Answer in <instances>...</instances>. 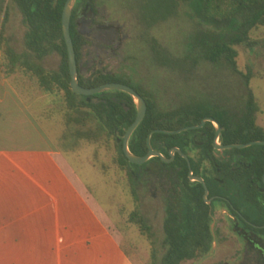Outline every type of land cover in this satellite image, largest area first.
<instances>
[{"label": "trees", "instance_id": "16d2710c", "mask_svg": "<svg viewBox=\"0 0 264 264\" xmlns=\"http://www.w3.org/2000/svg\"><path fill=\"white\" fill-rule=\"evenodd\" d=\"M14 1L27 26L26 48L37 61L17 54L2 39V32L0 44H3V53L10 67L20 65L51 96H54L56 89L64 93L58 108L63 114L64 123L59 150L77 153L86 144L114 143L119 164L128 171L130 190L137 202V179L141 175L134 168L154 165L173 185V192L165 199L162 245L165 253L161 264L197 261L211 253L218 236V231L215 236L212 232L216 203L231 217V231L245 243L249 253L259 256V264H264V146L220 152L215 148L217 129L211 122L200 130L178 135H152L154 150L165 158L171 159V151L175 148L188 156L194 175L204 179L209 189V199H214L211 206L204 200V186L190 180L188 162L180 154H176L170 164L160 158H153L143 166L131 164L124 154L123 142L137 118L134 99L123 92L87 97L72 91L68 48L62 24L68 0ZM96 1L78 0L73 11L71 36L78 63L85 40L78 31L77 11L81 7L95 8ZM182 5L191 11L199 27L187 40L189 51L185 54V63L191 71L203 65L227 66L231 75L240 78V94L230 90L227 97H208L164 109L155 98L146 97L132 87L123 75L99 74L86 78L79 73L80 85L97 88L105 84H123L145 99L148 106L146 118L129 143L131 153L139 157L149 153L148 137L152 132H175L200 126L206 118H212L221 125L219 142L222 146L264 142V128L258 125L261 108L251 88L252 74L243 73L237 62V47L250 45L252 32L264 28V0H139L133 11L144 28L151 30L177 17ZM4 13L3 24L7 20L8 7ZM153 51L160 57L162 47L156 41ZM53 53L60 56L61 63L58 70L49 71L40 62ZM94 161L103 170L107 168L96 151ZM129 223L138 227L141 235L151 243L154 242L152 227L140 209L130 214ZM152 260L153 264L158 263L156 250L152 253Z\"/></svg>", "mask_w": 264, "mask_h": 264}, {"label": "rangeland", "instance_id": "374dc122", "mask_svg": "<svg viewBox=\"0 0 264 264\" xmlns=\"http://www.w3.org/2000/svg\"><path fill=\"white\" fill-rule=\"evenodd\" d=\"M2 1V2H1ZM101 1V2H100ZM139 0H97L104 5L106 15L117 21L129 35L121 51V70L130 85L140 90L146 97L155 98L158 105L164 109H173L190 101H202L208 97L219 98L228 92H242L240 78L231 75L227 66L214 67L203 65L195 70L185 63V54L189 51L187 40L199 29L197 21L191 11L182 5L179 15L168 22L157 25L146 34L140 28L135 12ZM8 7L5 24L0 20L2 39L19 55H27L33 61L37 58L28 53L25 45L27 26L14 0H0L1 7ZM3 7V8H4ZM156 41L162 47L158 57L153 51ZM239 69L243 73L252 74L251 88L260 104L261 112L258 125L264 128V28L252 32L251 44L237 47ZM6 61V62H5ZM41 65L49 70H58L61 58L53 53L46 57ZM5 64V65H4ZM9 64L0 44V72ZM6 70V69H5ZM27 82L22 84L23 90L40 92V86L35 77L26 73ZM83 76L90 75L83 72ZM64 93L56 89L54 96L49 94V124H23L19 129L22 134V144L35 147L40 143V136H49V150L58 145L59 138L64 132L63 114L58 110ZM55 99L53 103L52 100ZM34 113L36 109H33ZM48 129V131H45ZM98 152L99 159L106 165L103 170L94 161V152ZM68 154L71 164L77 170L81 182L98 201L102 208L117 223V228L123 234V246L137 264H153L152 253L156 250L158 263L165 253L163 249V223L165 218V199L173 192L170 180L163 177L154 166L134 168L141 176L137 179L138 202L132 195L129 185L128 171L119 164V154L114 143L86 144L77 153ZM150 168V171H149ZM136 209L147 217L154 233L151 243L141 235L138 227L129 223V216ZM215 232L218 231L216 244L211 253L197 261L183 264H259V256L249 253L245 243L240 240L230 228L231 217L228 212L215 204ZM42 256H38L37 263L41 264Z\"/></svg>", "mask_w": 264, "mask_h": 264}, {"label": "crops", "instance_id": "0c3cea01", "mask_svg": "<svg viewBox=\"0 0 264 264\" xmlns=\"http://www.w3.org/2000/svg\"><path fill=\"white\" fill-rule=\"evenodd\" d=\"M5 69L0 72V264H38V256L41 264H137L68 154L58 145L49 150L47 132L35 147L22 144L23 124H49V94L41 88L24 91L29 78L20 65Z\"/></svg>", "mask_w": 264, "mask_h": 264}, {"label": "water", "instance_id": "95a60500", "mask_svg": "<svg viewBox=\"0 0 264 264\" xmlns=\"http://www.w3.org/2000/svg\"><path fill=\"white\" fill-rule=\"evenodd\" d=\"M77 1L78 0H68L67 1L65 8H64V11H63V18H62L63 33H64V38L66 41V45L68 48V55H69V67H70V74H71V78H72V81H71L72 91L79 96H87V97L88 96H96V95L107 93V92H123V93L130 95L134 99V102L136 105L137 118H136V121L134 122V124L128 129V131L124 137L123 151H124V154H125L126 158L128 159V161L133 165L143 166L153 158H160L164 163L170 164L174 161L175 155L180 154L188 162L189 169H190V176H189L190 180L192 182H199L204 186V188H205L204 200H205L207 205L211 206L214 199L213 198L209 199L210 193H209V189H208L204 179L194 175L193 170H192V165H191V162H190V159L188 158V156L182 154L180 149L175 148L171 151V154H170L171 159L165 158L160 152H156L154 150V148L152 146V135H154L156 133L166 134V135H178V134H181V133L186 132V131L200 130V129L205 127L206 123L211 122L215 125V127L217 129V135H216V139H215V148H216V150H218L220 152H225L227 150H233V149L243 150V149H246V148H249L252 146H264V142L258 141V142H252L249 144H244V145L240 144V145L222 146L219 142V139H220V136L222 133L221 125L216 120H214L212 118H206L203 120V122L200 126L185 128V129L175 131V132H167V131H162V130L154 131L148 137L149 153L145 157H139V156H136L133 153H131L130 148H129V143H130L132 136L134 135V133L138 129V127L142 124V122L146 118L147 110H148L147 102L136 90H134L130 86H126L123 84H117V83L105 84V85L99 86L97 88H84L80 85L79 78H78V76H79V65L77 62V55H76V51H75L72 36H71V19H72L73 11H74V8L76 6ZM97 102L98 101H96V103ZM215 223L216 222L214 220V222L212 224V232H213L214 236H215V229H214ZM215 244H216V242H215Z\"/></svg>", "mask_w": 264, "mask_h": 264}, {"label": "flooded vegetation", "instance_id": "af4514ba", "mask_svg": "<svg viewBox=\"0 0 264 264\" xmlns=\"http://www.w3.org/2000/svg\"><path fill=\"white\" fill-rule=\"evenodd\" d=\"M100 2L96 1L95 8L81 7L77 11L78 31L85 40L78 63L79 73L85 72L90 78L99 74H122L121 51L125 41L130 39L125 29L105 14V6L99 5ZM136 18L140 28L148 34L149 30Z\"/></svg>", "mask_w": 264, "mask_h": 264}]
</instances>
